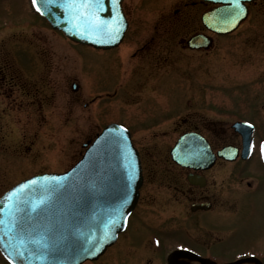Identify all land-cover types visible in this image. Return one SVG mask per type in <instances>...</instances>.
I'll use <instances>...</instances> for the list:
<instances>
[{"label":"rangeland","instance_id":"rangeland-1","mask_svg":"<svg viewBox=\"0 0 264 264\" xmlns=\"http://www.w3.org/2000/svg\"><path fill=\"white\" fill-rule=\"evenodd\" d=\"M0 4L3 11L0 12L3 16L0 17L1 29L11 27L7 22L13 18L20 25L29 24L0 36V43L3 38L13 36L9 40L14 41L15 56L26 66L20 75L23 90L20 92L14 86V97L11 98L14 113L8 142L14 155L11 162L7 159L8 163L0 158V196L12 185L32 175L63 172L71 167L84 151L83 144L93 139L109 122L131 121L133 125L137 119L142 122L146 114L151 115L143 126L137 125L133 133L146 156L155 150L154 143L158 146L154 151L157 153L149 159L152 162L146 165V174L150 169H153L150 174H158L167 172L169 168L166 166L169 153L164 143L176 134H173V129L168 130L173 128L171 126L167 129L169 134L157 133L166 129L163 122L175 117L177 112H198L207 120H264L262 7H255L251 17L238 31L217 37L213 48L205 54H185L178 44L185 33L180 26L174 27L172 49L162 52L155 68L154 81L159 85L152 81L151 85H136L130 92L128 78L131 71L134 68L139 72L136 66L139 61L132 57V53L153 35L155 29L161 32L167 28L162 22L166 18L174 19L180 0H148L144 4L140 0H126L132 24L125 42L112 52L113 55L111 53L113 57L87 46L75 45L64 37L59 38V34L43 23L44 20L42 22L32 13L28 0H2ZM73 83L79 85L76 93L72 91ZM118 90L122 97L114 95ZM124 90L131 95L124 97ZM105 93L111 97L91 103L92 99ZM20 104L26 108L22 110ZM27 123L29 126L23 129L22 125ZM1 146L6 147L4 143ZM233 171V167L219 166L210 176L233 177ZM246 183L226 186L225 189L246 191ZM147 190L142 195L143 199L148 197ZM145 204L147 202L142 201L132 216L124 239L99 261L88 264H165V255L185 243L181 233L167 234V249L158 248L164 252L163 258L153 259L148 234L157 233L156 228L168 230L166 227L178 225V222L182 225L184 221L176 217L164 224L166 215ZM206 219V226L212 230L235 228L238 233L220 242L209 237L206 245L193 246L195 249L228 255L237 252L241 257L247 249L264 248V181L260 183L259 191L243 202L240 217L212 214ZM151 257L153 260L150 261ZM175 260L176 264H185L183 257ZM245 263L257 264L248 261L239 264ZM0 264L3 263L0 261Z\"/></svg>","mask_w":264,"mask_h":264},{"label":"water","instance_id":"water-1","mask_svg":"<svg viewBox=\"0 0 264 264\" xmlns=\"http://www.w3.org/2000/svg\"><path fill=\"white\" fill-rule=\"evenodd\" d=\"M206 1L224 7L208 13L204 23L216 33L229 34L247 18L246 3L256 0H239L243 13L236 19L232 17L235 0ZM122 2L102 0L103 10L64 11L53 6L49 11L44 0H37L36 6L53 28L74 42L110 49L121 43L127 30ZM91 12L107 25L118 20L120 34L110 39L103 32L92 31ZM210 44L201 36L189 42L191 48H208ZM185 146L182 137L172 150L173 159L182 166L198 167L185 162ZM142 182L139 155L129 132L111 125L75 168L65 174L27 180L0 199V250L12 264H83L98 260L125 229Z\"/></svg>","mask_w":264,"mask_h":264},{"label":"flooded vegetation","instance_id":"flooded-vegetation-1","mask_svg":"<svg viewBox=\"0 0 264 264\" xmlns=\"http://www.w3.org/2000/svg\"><path fill=\"white\" fill-rule=\"evenodd\" d=\"M1 1L2 0H0V3ZM146 1L148 0H141V3L144 4ZM258 6L264 8V1L251 4L249 6V18L251 17L252 10ZM214 7L215 6L207 4L202 0H180V6L174 11L173 14L175 16L174 19L168 20V18H166L165 21L162 22L164 28H167L161 32L155 29L153 35L141 42L132 53V57L139 61V63L136 65L139 69V72H135L134 68L131 71L130 77L128 78L130 83V92L134 90L136 85H151L152 81L155 82V85H159L157 84V81H154L157 74L155 73L157 70L155 68L158 66V63L162 58V52H168L172 49L171 44L173 36L171 34L173 33L172 31L174 27L180 26V28H182L183 32L185 33L184 37L178 42L180 49L185 51V54L188 52H196L200 54L207 53L204 50H190L187 46V40L197 34L212 36L214 38V42L217 37H220L208 31L201 21L202 14ZM124 10L129 20V29L125 35L123 43L127 39V35L132 24L130 13L126 6H124ZM0 12L3 13L1 10V4ZM0 17L3 16L0 15ZM7 23H10L11 27L7 28V30H3L1 29L3 27H0V36L2 33L13 30V28L29 26L28 22H26V24H18L15 18L11 19ZM12 37L13 36L11 35L9 38ZM9 38H3L0 43V133H2V137H0V144L4 143L6 145V147H0V158H4L5 163H8L7 159H10L11 162V159L14 155L12 146H10L8 142V135L11 132L13 123L12 114L14 113V104L11 100L14 97V86L18 87L20 92L23 90L22 82H20V75L21 71H23L22 69L26 68L22 59H18V56H15L13 44L14 41L12 39H10V41ZM139 42L140 41H137L136 43ZM120 47L116 48L115 50L119 49ZM115 50L104 52L103 55H111V53ZM112 55L111 57H113ZM126 58L127 57L124 59ZM113 61L115 62V58ZM128 92L129 91L124 90V97H127L128 94H130ZM114 95H119L122 97L123 94L119 93L118 90ZM25 97L28 96L25 95ZM110 97L111 96L109 93H105L103 96H99L97 99H92L91 103H94L97 100L102 101L103 99ZM147 99L148 97L145 99V102ZM20 107L21 109L26 108V106L23 104H20ZM150 117L151 115L146 114L144 118L142 117L144 119L142 122L141 120L139 121V119H137L136 122H133V125H131V121H119V123L126 126L132 133V139L135 147H137L139 150L141 163L143 166L144 180L135 213L143 201L147 202V204H145L147 207L155 208L163 215H166L164 224L165 221H170L177 218H180L184 221L182 225L178 222V225L166 227L170 230H176L175 232H170L169 230H160L157 233H153L157 236L159 235L158 239L162 244H168L165 243L167 241V234L171 235L181 233L184 239L183 241H185V246L191 248V250L185 253L172 251L168 255L166 254L165 264H176L175 259L177 257H183L185 264H190V262L193 264H208L212 258H214L218 264H235L246 261L264 264V248L253 247L247 249L245 251L246 253L244 252L246 254L245 258L238 260L236 257L238 255L237 252H232L231 255L226 253H213L211 251L203 253V251H199L193 247L196 245H206V239L209 237H211L214 242H220L237 235L238 231H236L235 228H229L230 230L228 229L222 231L220 228L219 230H212L208 228L206 226V216L219 214L232 215L235 216V218L240 217L243 202H247V200L252 195L259 191L260 183L262 184V181H264V179H262L264 178V163L262 161L260 150L261 142L264 140V120H261L260 122L252 120H207L203 114H199L198 112L188 111L182 114V112L179 111L175 117L164 121L163 124L166 123L167 125L166 129H160L161 132L157 133L169 134L170 131L168 130L173 129V134H176V136L169 137L168 140H165L164 147L169 151L181 135L191 134L192 138L196 140H205L204 144L209 146L210 150L215 156L214 166L208 170H194L186 167L183 168L173 162L169 156V158L166 159V166H169L167 172L150 174V172L153 171V169H150V172L146 174L147 162H152V160L149 159H152L154 154L157 153L154 151H157L156 148L158 146L154 143L153 149L155 150L146 156V152L142 151L140 145L137 144L133 131L137 125L143 126L144 121ZM236 122H247L254 126L251 135L253 145L251 150L247 153L244 150L242 134L235 130L234 124ZM163 124H157L156 126H163ZM27 126H29L28 123L27 125H22L23 129H26ZM169 126L173 128L168 129ZM249 131L250 129L245 128L244 132L248 133ZM226 147L231 148V155H236L235 160L229 161L218 157V152ZM83 152L84 151L80 153V156L83 154ZM244 155H246V157H244ZM219 166L233 167V177L222 178L220 175H218V177H211L210 174L214 172ZM176 172H178V174H175ZM261 174L263 175L261 176ZM245 181L247 182L246 191L225 189L226 186H237L240 185L239 183H243ZM145 189H148L146 192V196H148L147 199H143L142 196L145 192ZM132 216L130 218V225L132 222ZM124 235L125 233L119 236V242L124 239ZM149 239L152 243L153 239L150 237L148 240ZM150 247L152 255H154L153 259L163 258L164 255L162 256L161 254L162 257L159 255L160 253L154 247L153 243L150 245ZM153 259L152 257L151 259L149 258L150 261ZM0 261L3 264H8L3 259L1 254Z\"/></svg>","mask_w":264,"mask_h":264},{"label":"snow or ice","instance_id":"snow-or-ice-1","mask_svg":"<svg viewBox=\"0 0 264 264\" xmlns=\"http://www.w3.org/2000/svg\"><path fill=\"white\" fill-rule=\"evenodd\" d=\"M119 0H113V4H117ZM37 0H32L33 6L36 8L37 12H40V7L36 6ZM44 6L51 11L52 7L60 8L64 11L69 9H95V10H103L102 0H83V2H78V0H66L65 3H59L58 0H44ZM243 13V8L241 7L239 0H235L234 9L232 12L233 19L239 18ZM89 24L91 30L97 33L103 32L110 39H114L116 36L120 34V25L117 20L114 25H107L98 21V18L95 15V12H91L89 15ZM248 127H251L249 125ZM261 152L264 154V145L261 146ZM35 183V181L33 182Z\"/></svg>","mask_w":264,"mask_h":264},{"label":"bare ground","instance_id":"bare-ground-1","mask_svg":"<svg viewBox=\"0 0 264 264\" xmlns=\"http://www.w3.org/2000/svg\"><path fill=\"white\" fill-rule=\"evenodd\" d=\"M109 252V251H108Z\"/></svg>","mask_w":264,"mask_h":264}]
</instances>
